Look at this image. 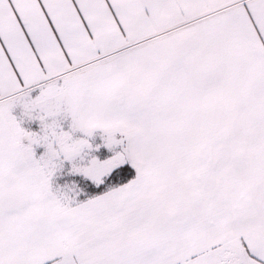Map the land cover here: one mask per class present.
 <instances>
[{"label":"snow or ice","instance_id":"1","mask_svg":"<svg viewBox=\"0 0 264 264\" xmlns=\"http://www.w3.org/2000/svg\"><path fill=\"white\" fill-rule=\"evenodd\" d=\"M0 264H264V0H0Z\"/></svg>","mask_w":264,"mask_h":264}]
</instances>
